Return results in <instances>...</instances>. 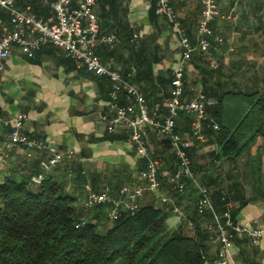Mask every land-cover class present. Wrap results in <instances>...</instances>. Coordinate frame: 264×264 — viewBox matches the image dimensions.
Segmentation results:
<instances>
[{
	"label": "crops",
	"instance_id": "1",
	"mask_svg": "<svg viewBox=\"0 0 264 264\" xmlns=\"http://www.w3.org/2000/svg\"><path fill=\"white\" fill-rule=\"evenodd\" d=\"M55 0H16L18 9L49 20L55 14ZM182 21L185 33L194 45H199L198 27L202 13V0H170ZM218 9L212 23L223 43H214V48L205 52L198 48L185 68V88L193 97L201 87L211 94L208 100L215 104L213 93L245 91L248 87L264 85V0H217ZM95 11L100 20V36H115L111 43L98 42L95 51L102 62L119 70L124 77L133 72L136 83L146 96L152 110L159 109V119H164L166 99L170 94L171 79L179 66L181 50L179 38L172 25L156 13L155 0H96ZM12 30L10 13L0 7V37ZM111 81L103 74L79 67L73 58L48 42L32 56L24 53L13 43L12 53L0 72V117L13 118L19 111L28 115L24 132L32 138L45 141L49 146L66 151L74 150L72 160H66L50 172L54 179L67 181V189L81 208L89 190L113 189L119 196L124 186L135 189L145 186L140 173L143 159L130 142V132L121 127L116 132L108 131V119L114 115L110 97ZM206 92V91H205ZM120 105L130 100L120 97ZM0 119V140L11 131ZM178 133L189 143L194 163L201 178L225 177L231 164L216 160L211 151L217 149L214 142L194 138L191 126L178 117ZM209 126V125H208ZM188 128L190 130H188ZM161 137L150 132V144L160 149ZM197 141V142H196ZM255 152V150H254ZM0 161V176L13 172L31 174L40 170L44 151H29L16 146L5 151ZM81 171L86 182H78L67 165ZM172 171V170H171ZM170 170L163 175L171 176ZM248 172V169H246ZM246 172V173H247ZM203 180V179H202ZM246 197L254 198L249 177L241 178ZM162 183V182H161ZM188 189L178 196L186 217L197 220L202 227L207 217L195 213L199 193L191 181ZM214 188V184H211ZM216 188V185H215ZM176 193L170 182L162 183L158 192L146 190L139 204H155L169 213L171 228L183 225L186 217L172 212V205L162 201V195ZM236 208L239 201L235 203ZM264 202L251 200L235 215L237 221L251 225L256 217L264 216ZM211 246L210 255L216 254ZM230 264H264V237L253 242L246 237L236 238L229 251Z\"/></svg>",
	"mask_w": 264,
	"mask_h": 264
},
{
	"label": "trees",
	"instance_id": "2",
	"mask_svg": "<svg viewBox=\"0 0 264 264\" xmlns=\"http://www.w3.org/2000/svg\"><path fill=\"white\" fill-rule=\"evenodd\" d=\"M131 80L135 81L134 76ZM205 91L208 99L211 94ZM212 97L216 101L207 105L210 119L204 121L203 133L208 142L215 141L217 145V149L211 151L214 159L227 160L233 167L225 177L200 178L211 189L218 212L233 203L232 214L236 220L238 210L251 200L264 202V85L255 89L248 87L245 91L222 90ZM165 108L164 116L168 113ZM179 116L192 130L194 115L180 112L176 132ZM211 119L218 123V130L208 126ZM161 140L160 149L155 150V157L161 162L158 175L163 184L171 183L163 172L176 171L177 159L170 138ZM194 151L195 148L187 149L192 167L199 174ZM240 159H244L245 169H248L254 193L251 199L246 197L240 180ZM67 166L78 182H86L81 171L75 172L73 164ZM145 167L143 160L142 168ZM38 172L40 170L0 176V264H212L217 259V252L213 257L210 255L214 245L205 226L193 217L187 218L195 222L196 232L187 228L186 220L173 229L168 224L169 213L165 208L140 204L136 211H123L116 221H111L106 206L86 210L84 204L81 208L75 205V198L67 189V176L54 179L49 172L42 184L33 185L31 176ZM110 190L117 196L115 190ZM180 194L176 190L171 197L177 201ZM195 213L200 214L197 205ZM83 215L85 223L77 227ZM201 216L207 217L206 224L212 219L211 213Z\"/></svg>",
	"mask_w": 264,
	"mask_h": 264
},
{
	"label": "built area",
	"instance_id": "3",
	"mask_svg": "<svg viewBox=\"0 0 264 264\" xmlns=\"http://www.w3.org/2000/svg\"><path fill=\"white\" fill-rule=\"evenodd\" d=\"M156 13L165 18L173 27L179 38L181 59L179 66L174 70L171 81L170 95L166 99L167 115L159 119V109L152 110L141 88L129 76L103 63L95 51L98 42L111 43L115 36H100V20L95 11L96 0H55L53 4L54 16L43 20L36 15L18 9L16 0H0V7L6 9L11 16L12 30L0 37V72L5 61L12 53V44H17L20 49L32 56L44 44L51 42L61 48L67 57L73 58L79 67L89 71L106 75L111 81L110 97L114 115L109 118L108 131L116 132L125 127L130 132V142L136 147L139 156L146 161V167L140 176L146 181L145 186L131 189L124 186L115 196L109 187L102 191L89 190L84 201L86 210L101 205L108 208V217L116 221L123 211H136L140 204L139 199L146 190L158 192L162 183L159 179L160 160L155 157V150L150 144V132L155 131L162 139L169 137L175 157L177 169L170 176L173 188L179 193L187 189L186 180L192 182L199 193L197 209L201 215L212 214V219L205 225L210 242L217 248V259L212 264H230V246L238 237H246L253 242L264 237V216L256 217L251 225L242 224L235 220L232 214L233 203L226 209L218 212L213 204L211 189L204 185L200 175L192 167V159L187 152L189 143L176 132V118L180 112L194 115L192 134L195 139L205 141L203 133L204 121L210 119L207 114V99L203 89L199 87L193 97L186 94L184 85L185 68L192 54L200 48L208 52L214 48V43H223V37L216 34L212 23L215 20L218 4L217 0H202V13L198 27L200 36L199 45H194L182 21L175 12L170 0H155ZM120 97L130 100L128 105H120ZM0 119H2L0 117ZM28 115L19 111L13 118L2 119L5 125L11 126L7 137L0 140V161H4L6 150L16 146H23L29 151H44L47 155L40 160V172L31 176L33 185L42 184L49 172L66 160H72L74 150H60L49 146L45 141L30 137L24 132ZM209 126L219 129L217 122L210 120ZM162 201L172 205V212L179 217H186L184 209L178 205L175 198L162 195ZM264 214V212H263ZM189 230L196 232V224L192 219L185 218ZM86 217L83 215L77 227L84 224Z\"/></svg>",
	"mask_w": 264,
	"mask_h": 264
},
{
	"label": "rangeland",
	"instance_id": "4",
	"mask_svg": "<svg viewBox=\"0 0 264 264\" xmlns=\"http://www.w3.org/2000/svg\"><path fill=\"white\" fill-rule=\"evenodd\" d=\"M255 150V149H254ZM241 161H240V164H239V166H240V170H241V172H242V175H241V177H243V178H245L246 179V177L248 178V175H247V171H246V169H245V164H244V159H240ZM238 172H239V169H238ZM238 172H236V174L238 173Z\"/></svg>",
	"mask_w": 264,
	"mask_h": 264
}]
</instances>
